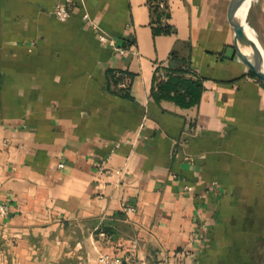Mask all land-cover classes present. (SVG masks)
Segmentation results:
<instances>
[{
  "label": "crops",
  "instance_id": "obj_1",
  "mask_svg": "<svg viewBox=\"0 0 264 264\" xmlns=\"http://www.w3.org/2000/svg\"><path fill=\"white\" fill-rule=\"evenodd\" d=\"M166 1L172 32L148 0H0V264H218L233 222L264 236V82L231 0ZM172 52L193 105L152 92Z\"/></svg>",
  "mask_w": 264,
  "mask_h": 264
},
{
  "label": "trees",
  "instance_id": "obj_2",
  "mask_svg": "<svg viewBox=\"0 0 264 264\" xmlns=\"http://www.w3.org/2000/svg\"><path fill=\"white\" fill-rule=\"evenodd\" d=\"M148 2L151 8L152 23L154 24L155 31H174V27L166 21V18L170 14L167 1L148 0ZM162 68L166 71L167 78L155 76L156 81L152 92L156 97L171 98L185 106L193 105L199 101L203 83L201 78H194L191 76L192 74L188 75L190 72L194 73L189 61L179 58L175 52H172L169 63L163 65ZM158 69H160V67ZM121 72H123V70L118 71V75L115 76L114 82L116 84L123 78ZM251 73L255 75L252 70ZM122 89L124 94L129 95L127 90L128 86L122 87ZM239 231L241 235L233 238L235 242L234 240L230 241L232 242V244L230 243V257H235V254L240 257V253H245L246 256L249 255V257H247L248 259L257 257L264 258L262 255L264 254V246L254 244L252 242L253 236L248 238L242 233V229H239ZM261 243L264 244V241Z\"/></svg>",
  "mask_w": 264,
  "mask_h": 264
},
{
  "label": "rangeland",
  "instance_id": "obj_3",
  "mask_svg": "<svg viewBox=\"0 0 264 264\" xmlns=\"http://www.w3.org/2000/svg\"><path fill=\"white\" fill-rule=\"evenodd\" d=\"M249 15H248V22L249 26L253 27L255 30V33L264 49V0H253L249 9ZM242 223V224H241ZM233 222L234 228L233 230H229V232L236 233L235 235H231L227 238V243L225 242L223 249L221 252H219V257L217 259L218 264H264V258H254V259H248L245 253H240L239 255L235 254L236 256L230 257V244H232L234 237H238L241 235V232L239 229H242L243 227L241 226H248V222ZM238 225V226H237ZM257 225V224H256ZM239 228V229H237ZM258 233V232H257ZM253 235V240L252 242L256 245L264 246L263 242L264 241V236L261 234ZM237 239V238H236ZM235 242V240H234ZM233 242V243H234ZM264 256V254H262ZM246 256V257H245Z\"/></svg>",
  "mask_w": 264,
  "mask_h": 264
},
{
  "label": "water",
  "instance_id": "obj_4",
  "mask_svg": "<svg viewBox=\"0 0 264 264\" xmlns=\"http://www.w3.org/2000/svg\"><path fill=\"white\" fill-rule=\"evenodd\" d=\"M244 0H231L229 17L235 28L234 47L237 54L242 58L255 75L264 82V66L253 54L244 50L245 46H253L252 38L246 30L244 21L238 16V10Z\"/></svg>",
  "mask_w": 264,
  "mask_h": 264
},
{
  "label": "built area",
  "instance_id": "obj_5",
  "mask_svg": "<svg viewBox=\"0 0 264 264\" xmlns=\"http://www.w3.org/2000/svg\"><path fill=\"white\" fill-rule=\"evenodd\" d=\"M54 12L56 16L61 20H66L71 16V8L67 3L64 2H58L55 5ZM100 39L104 41H109L110 43H115V38L106 34V33H100L99 35ZM122 52H125L124 48L120 49ZM123 78L121 79L119 85L121 87H126L129 84V74L126 71L121 72ZM163 78H167V73L165 71H162L161 73ZM186 187H189V185H186ZM129 210H133V206H128ZM9 212V206L7 202L0 201V218L4 215H6ZM97 264H127L124 258L120 255L111 253V252H101L98 255L97 258Z\"/></svg>",
  "mask_w": 264,
  "mask_h": 264
},
{
  "label": "bare ground",
  "instance_id": "obj_6",
  "mask_svg": "<svg viewBox=\"0 0 264 264\" xmlns=\"http://www.w3.org/2000/svg\"><path fill=\"white\" fill-rule=\"evenodd\" d=\"M253 0H244L243 4L240 6L238 10V16L244 21L246 25V30L250 37L252 38L253 46H245L244 50L247 53L253 54L256 59L261 62L264 66V49L255 33V30L253 27L249 26L248 22V15H249V9L251 6Z\"/></svg>",
  "mask_w": 264,
  "mask_h": 264
}]
</instances>
